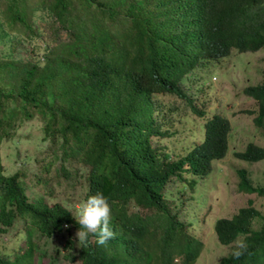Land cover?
<instances>
[{"label": "trees", "instance_id": "1", "mask_svg": "<svg viewBox=\"0 0 264 264\" xmlns=\"http://www.w3.org/2000/svg\"><path fill=\"white\" fill-rule=\"evenodd\" d=\"M45 12L56 16L54 31L64 29L69 39L45 44L40 59L35 51L43 30L33 17ZM15 38L28 40L32 53L21 59L0 53V139L14 127L9 121L18 112L38 114L46 146L60 148L59 169H66L64 158L82 162L88 169L86 198L102 193L112 209L115 238L106 247L88 238L86 248L79 244L66 258L79 264H176L173 254L179 253L182 264H192L202 242L183 230L178 213L186 199L178 205L166 196V184L172 175L195 184L177 171L185 159L205 175L210 160L224 153L229 123L214 114L205 121L204 142L172 160L163 155L165 144L152 141L170 134L167 112H154L155 94L189 99L181 79L206 58L226 55L232 46H264V0H0V43ZM244 92L258 100L261 119L255 122L264 124V81ZM9 97L20 104L4 105L1 99ZM236 155L254 160L264 156V149L248 142ZM237 173L240 190L264 196V185H253L245 168ZM17 174L5 175L0 165V231H7L17 214L38 235L79 225L60 203L49 205L40 197L29 202ZM131 202L138 209H131ZM248 203L215 222L222 243L248 234L247 251L239 259L223 256L217 264H264V218L252 229L249 222L259 212ZM32 237L29 231L27 247L14 258L0 256V264H33L39 247ZM71 244L67 238L66 245Z\"/></svg>", "mask_w": 264, "mask_h": 264}, {"label": "rangeland", "instance_id": "2", "mask_svg": "<svg viewBox=\"0 0 264 264\" xmlns=\"http://www.w3.org/2000/svg\"><path fill=\"white\" fill-rule=\"evenodd\" d=\"M40 10L37 7L36 14ZM41 14L42 17H33L34 24L43 30V42L36 45L35 51L40 59L44 57L45 44L53 45L69 39L64 29L54 31L55 26L58 27L55 15L49 16L46 12ZM7 52L10 53L9 56L18 59L32 53L28 40L24 38L0 43V53ZM263 68L264 47L256 51H238L233 48L228 55L205 61L188 72L184 83L196 109L204 107L205 114L193 110L186 100L162 92L155 94L157 99L160 98L166 104L163 111L169 116L170 134L165 138L152 136V141L158 143L159 147L160 144H165L163 151L168 152L172 158L184 155L202 140L204 122L214 114L221 115L229 123L224 153L212 161L213 164L205 175H194L185 170L182 175L185 179L195 180L193 186L177 178H172L166 184V196L175 199L178 205L182 197L186 199L178 213V218L186 224V231L203 241L202 249L193 264H216L222 255L235 250L238 242H244V237L248 235L239 233L231 243L221 244L216 239L214 230V220L217 217L231 216L240 206L249 205L250 199L259 213L249 222V226L252 229L259 228L264 218V196L255 191L240 190V175L237 173V169L245 168L253 185H264V157L254 161L236 155L237 151L245 149L248 142L264 146V124L255 122L256 119H261L257 114V99L244 92L247 85L264 81ZM1 100L4 105L9 106L11 103L20 104L21 101L11 97ZM37 115L34 113L28 117L21 111L9 121L15 125L8 126L6 129L9 134H2L0 139L1 171L5 175L18 173L29 202L40 197L48 204L60 203L72 209L75 214L87 201L88 169L72 158H64L62 163L66 169H59L61 161L56 154L60 153V148L57 145L58 148L54 151L46 146L48 142L42 139V121ZM130 208L138 209L133 202L130 203ZM29 226L25 217L15 215L8 230L0 231V256L14 258L16 253L25 249L26 235L30 231L39 247L34 252L33 264H49L52 258V264H79L78 260L69 261L64 255L68 251H75L79 246L76 237L79 226L64 225L62 231L51 236L38 235L36 227L28 229ZM67 238L72 239L73 246L66 245ZM176 258L178 259L174 261L180 264V257Z\"/></svg>", "mask_w": 264, "mask_h": 264}, {"label": "clouds", "instance_id": "3", "mask_svg": "<svg viewBox=\"0 0 264 264\" xmlns=\"http://www.w3.org/2000/svg\"><path fill=\"white\" fill-rule=\"evenodd\" d=\"M262 47H264V46H262ZM262 47H260V48H262ZM233 48H236L238 51H256V50H258V49H260V48H257L256 50H251V49H249V48H246L245 50H239L237 47H235V46H232L231 48H230V50H229V52H228V54L231 52V49H233ZM228 54H226V55H228ZM226 55H223V56H209L208 58H206V59H209V60H216V59H218V58H220V57H224V56H226ZM208 61V60H207ZM204 63V62H203ZM202 64V63H201ZM201 64H199V65H201ZM198 65V66H199ZM198 66H196V67H198ZM195 67V68H196ZM195 68H193V69H195ZM192 69V70H193ZM264 69V68H263ZM191 71V70H190ZM190 71H188V72H190ZM187 72V73H188ZM187 73L184 75V77L181 79V85H182V87H183V89H184V91L186 92V94H187V96H188V98L189 99H185V98H183V97H180V96H178V95H176L175 93H172V92H162L163 94H169V95H171V96H173V97H177V98H180V99H183V100H186V101H188L189 102V104H191L192 102H193V99H192V96L189 94V92H188V89H187V86H186V84L184 83V78H185V76L187 75ZM256 84V83H255ZM248 95V94H247ZM253 97V96H252ZM254 98V97H253ZM256 99V98H255ZM158 101H159V105L157 106V108H156V111H154L155 112V114H158V113H160L163 109H164V107H165V103L159 98L158 99ZM257 102H258V100H257ZM194 103V102H193ZM259 103V102H258ZM191 106V105H190ZM195 108H196V106H195ZM202 109H204V107H202ZM259 109V108H258ZM194 110V109H193ZM201 110V109H200ZM256 111V110H255ZM198 112V111H197ZM199 113V112H198ZM200 114V113H199ZM203 114H205V112L203 113ZM160 119V118H159ZM208 119H206L205 121H207ZM204 133H203V138H202V140L201 141H199L197 144H201V143H203L204 142V140H205V136H206V125H205V122H204ZM196 144H194L190 149H192L194 146H195ZM257 145V144H256ZM259 148H261V149H264V146H258ZM189 149V150H190ZM188 150V151H189ZM187 151V152H188ZM186 152V153H187ZM163 155H169L168 154V152H166V151H163ZM185 153V154H186ZM184 154V155H185ZM163 155H161V156H163ZM184 155H179V156H177L176 158H172L170 155H169V157L172 159V160H176V159H178L179 157H182V156H184ZM218 157H220V156H218ZM217 157V158H218ZM264 157V156H263ZM262 158V157H261ZM214 159H216V158H213L212 160H210V166H212V161L214 160ZM258 159H260V158H258ZM258 159H254V161L255 160H258ZM82 165H84L82 162H80ZM85 166V165H84ZM185 170H187V171H190L192 174H196V175H198L197 173H195L193 170H192V168L190 167V164L188 163V161L185 159V161L183 162V164L180 166V168L179 169H177V171H180V173H181V175H182V172L183 171H185ZM209 170V169H208ZM172 176H174V175H172ZM172 176H169L171 179L172 178H174V177H176V176H174V177H172ZM182 177H183V175H182ZM87 199V201H86V203L83 205V207L82 208H80V209H78L77 210V212L74 214L73 213V211H72V209H67V211H69V212H72V214H73V216L75 217V220H76V222L80 225H77V226H79L80 228H79V230L77 231V233H76V237L78 238V241H79V244H80V246H83V248H86V246H87V243H88V238H90V240L92 241V242H96V244L98 245V246H107L108 245V243H109V241L110 240H112V239H114L115 238V235H116V233L110 228V220H111V215H112V209H111V205H110V203H109V201H108V199L102 194V193H97V194H95V195H92V196H90L89 198H86ZM252 201V200H251ZM252 204V203H251ZM50 205V204H49ZM253 205V204H252ZM64 206V205H63ZM254 206V205H253ZM255 207V206H254ZM67 208V207H66ZM256 208V207H255ZM257 209V208H256ZM180 210V209H179ZM221 217H230V216H219V217H217L215 220H214V230H215V235H216V239L221 243V244H229V243H231V242H229V243H222L220 240H219V238H218V235H217V232H216V229H215V222H216V220L218 219V218H221ZM181 220V219H180ZM182 221V220H181ZM184 222V221H183ZM185 223V222H184ZM183 230L188 234V235H190L187 231H186V224L183 226ZM191 237H193V238H196V237H194V236H192V235H190ZM196 239H199V238H196ZM201 242H202V246H203V241L201 240V239H199ZM235 240V239H234ZM233 240V241H234ZM202 246H201V248H200V250L202 249ZM247 244L246 243H244L243 241H241V242H238V244H237V246H236V249L235 250H233L232 252H230V253H232V255H233V257L235 258V259H239L240 257H242L244 254H245V252L247 251ZM199 253H200V251H199ZM229 253V254H230ZM199 255V254H198ZM197 255V256H198ZM226 255H228V254H225V255H222L221 257H220V259L223 257V256H226ZM177 256H179L180 257V259H181V263L180 264H182V254H179V253H175V254H173V262H175L174 261V259L176 260V259H178V258H176ZM197 258V257H196ZM220 259L218 260V262L220 261ZM196 260V259H195ZM194 260V261H195ZM217 262V263H218ZM176 263V262H175ZM194 263V262H193ZM192 263V264H193ZM216 263V264H217ZM177 264V263H176Z\"/></svg>", "mask_w": 264, "mask_h": 264}]
</instances>
